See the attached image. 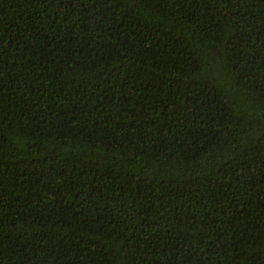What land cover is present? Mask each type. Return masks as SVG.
Wrapping results in <instances>:
<instances>
[{"label":"trees","instance_id":"obj_1","mask_svg":"<svg viewBox=\"0 0 264 264\" xmlns=\"http://www.w3.org/2000/svg\"><path fill=\"white\" fill-rule=\"evenodd\" d=\"M0 264H264V0H0Z\"/></svg>","mask_w":264,"mask_h":264}]
</instances>
